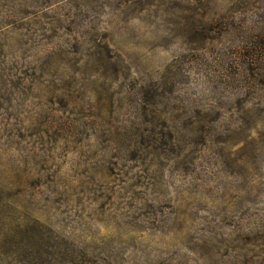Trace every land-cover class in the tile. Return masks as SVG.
<instances>
[{
  "label": "rangeland",
  "instance_id": "1",
  "mask_svg": "<svg viewBox=\"0 0 264 264\" xmlns=\"http://www.w3.org/2000/svg\"><path fill=\"white\" fill-rule=\"evenodd\" d=\"M0 264H264V0H0Z\"/></svg>",
  "mask_w": 264,
  "mask_h": 264
}]
</instances>
